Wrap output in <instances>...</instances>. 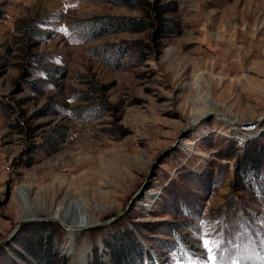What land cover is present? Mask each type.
<instances>
[{
  "label": "rangeland",
  "instance_id": "obj_1",
  "mask_svg": "<svg viewBox=\"0 0 264 264\" xmlns=\"http://www.w3.org/2000/svg\"><path fill=\"white\" fill-rule=\"evenodd\" d=\"M69 200L86 230L36 222ZM20 223L0 264H264V0H0V241Z\"/></svg>",
  "mask_w": 264,
  "mask_h": 264
},
{
  "label": "bare ground",
  "instance_id": "obj_2",
  "mask_svg": "<svg viewBox=\"0 0 264 264\" xmlns=\"http://www.w3.org/2000/svg\"><path fill=\"white\" fill-rule=\"evenodd\" d=\"M197 85L198 87H200V84L202 82L201 79L197 78ZM208 94V92H207ZM206 104L208 105L207 108L209 107H213L214 104L211 100H209L208 96H207V100H206ZM207 112H202L199 115L196 114H192L191 115V121L192 122H196L198 121L200 118H202ZM236 119V117H234ZM235 119H229L230 121H234L233 123H235ZM18 195H19V200L20 203L23 205L24 210L22 211L23 216L24 217H30L28 216L27 213H30V215L32 214V208H31V204H30V200L27 194V187L21 185L18 188ZM33 217V216H31ZM51 217L57 220H60L62 222H66L68 225H71L72 227H77V226H89L92 224L91 221H89L88 219V215L87 212L84 209V206L82 203L80 202H74L72 200H69L68 203H66L65 207H57L55 209H53L51 211ZM70 219V224H69V220Z\"/></svg>",
  "mask_w": 264,
  "mask_h": 264
},
{
  "label": "water",
  "instance_id": "obj_3",
  "mask_svg": "<svg viewBox=\"0 0 264 264\" xmlns=\"http://www.w3.org/2000/svg\"><path fill=\"white\" fill-rule=\"evenodd\" d=\"M213 117H217L219 119L226 120V117L224 115H222V114H211V115H207V116L203 117L202 119H200L199 124H201V123H203V122H205V121H207V120H209L210 118H213ZM133 200L129 203V205L126 207V209L121 214H119L115 219H111L110 221H108V223H111L114 220H116V219L120 218L121 216H123L128 211V209L130 208L131 204L133 203ZM47 221L48 222H56L59 225H61L62 227H64L66 230H71V231H76V232L84 231V230H86L89 227V226L72 227L71 225H68L66 222H62V221L54 219L52 217H48V218H44V219H38L36 222H47ZM22 224L23 223H20L4 239H2L0 241V246H3L4 244H6L7 242L10 241L17 234V232L19 231V229H20Z\"/></svg>",
  "mask_w": 264,
  "mask_h": 264
}]
</instances>
